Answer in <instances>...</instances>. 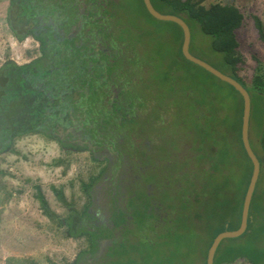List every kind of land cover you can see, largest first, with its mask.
I'll return each mask as SVG.
<instances>
[{
  "label": "trees",
  "instance_id": "1",
  "mask_svg": "<svg viewBox=\"0 0 264 264\" xmlns=\"http://www.w3.org/2000/svg\"><path fill=\"white\" fill-rule=\"evenodd\" d=\"M151 1L158 11L178 15L187 22L192 34L190 51L194 55L233 76L250 92V141L264 170V68L262 66L250 84L238 75L243 61L238 53L236 35L244 20L241 9L227 2L206 6L202 0ZM73 3L75 0H10L7 19L12 32L20 41L35 37L41 41L42 48L40 55L30 62L19 64L7 59L0 66V157L13 151L15 142L25 136L57 137L53 131H56V123L66 108L64 96L68 100L80 81L82 89L89 85L88 72L84 71L76 56L72 40H63L57 30L50 31L53 42L49 45L48 31L38 28L39 17L53 15L58 8L61 12L73 11L76 7L72 6ZM131 5L145 17L148 29L153 32L151 37L158 39L156 46L162 35L156 30L154 33V27L168 28L167 34L174 38L176 67L165 70L160 78L161 86L169 88L168 93L165 95L158 89V81L155 85L160 104L165 105L168 101L167 107L172 108L170 104L173 102L168 99L177 97L174 101L177 125L174 123L172 136L178 132L185 134L182 138L189 142L183 140L186 145L182 149L186 148L190 153L178 156L173 143L165 160L171 162L166 166L170 174L146 178V182L155 181L157 187L165 191L160 200L156 193L150 195L139 188L127 198L125 208L120 206L117 202L120 196L117 195L128 182L114 171L115 177L111 181L117 178L122 186L109 204L112 224L102 222L90 207L83 211L72 207L61 224L67 226L69 237L86 236L89 242V250L81 251L73 264L85 260L89 263V258L100 252L102 241H108L106 257L109 258L104 264H207V253L214 238L225 230L240 227L243 203L253 172L252 161L241 137L244 100L232 85L184 57L180 25L154 18L143 0H131ZM255 20L264 40L263 23L259 17ZM147 47L150 44L147 43ZM187 104L189 112L185 111ZM189 117L192 124L187 126ZM229 165L239 168V195ZM102 175L103 170L85 184L92 203L95 201L93 188ZM259 182L251 203L247 231L238 238L224 240L217 250L214 264H232L239 259H246L250 264H264V246L257 244L253 249L242 244L244 237L250 235L249 230L256 232L258 237L262 236V214L256 222L252 215ZM140 183L138 180L132 186ZM113 191L112 187L106 190L103 199L110 202L109 194ZM39 198L44 211L50 212L45 196L40 193ZM166 212L168 216H164ZM129 217L133 219L132 226L128 224ZM198 227H204L209 235L197 252L193 251L188 232L194 230L196 233ZM118 229L121 235H117Z\"/></svg>",
  "mask_w": 264,
  "mask_h": 264
},
{
  "label": "rangeland",
  "instance_id": "2",
  "mask_svg": "<svg viewBox=\"0 0 264 264\" xmlns=\"http://www.w3.org/2000/svg\"><path fill=\"white\" fill-rule=\"evenodd\" d=\"M217 2L236 4L244 14L243 23L236 30L239 42L238 53L243 59L238 75L247 84H250L262 66L264 68V40L261 38L255 20V17H259L264 27V0H202L206 6ZM132 18L129 16L128 20H132ZM155 30L160 33L159 35H162L163 43L160 40L159 45L156 46L158 39L151 37L153 32L147 28V43L150 44V47H147V58H145L146 62L149 61L147 74L149 73L159 82L158 89L161 92L163 90L166 95L169 88L165 85L161 86L160 78L165 70L176 67L174 38L169 37L167 34L169 29L166 27H162V29L154 27V33ZM28 47V56L37 58L40 55L38 46L33 40ZM176 98V96H172L168 99L172 100L173 103L170 105L173 108ZM170 110V107H166L164 112L177 125L176 113L175 111L170 112ZM185 111L189 112V104ZM191 124L189 117L186 120V125ZM177 134L172 137V141L176 144L178 156L180 153L189 154L190 150L182 149L186 145L183 140L187 142L189 140L182 138V135L185 134L180 132ZM153 162L154 160L146 159L142 162H128L124 169L118 172L128 182L117 195L120 196L117 201L120 206L125 208L127 198L131 197L133 191L139 188L147 193L156 192L157 195V189H160L157 187V183H154L152 188L143 183L132 186V183L138 181L145 172L146 174L152 173ZM104 165V162L94 159L90 153L67 150L56 139L44 135L31 134L18 139L14 144L13 151L4 153L0 157V264H73L81 251L89 250L90 246L86 236L69 237L67 226L62 225L61 221L68 216L72 207L78 211L90 207V210L99 214L102 219H105L106 215L110 216V202L105 200L106 198L103 199L106 185H103L102 182L106 176L111 179L115 175L106 173L97 181L92 191L95 196L93 203L92 198L85 191V184L90 183L92 177L98 176ZM128 167L130 170H127ZM156 168L165 170L164 174H170L165 169L163 162ZM230 172L236 187V194L239 195V168L231 167ZM259 181V191L254 201L252 215L256 222L259 221L258 217L262 214V236L258 237L256 232L249 230L250 235L242 240L243 245L251 246L253 249L257 244L264 246L263 169ZM109 191L111 192V189ZM158 192L160 194V191ZM40 193L45 196L50 212H45L42 208ZM167 214L166 212L164 216L169 215ZM132 220V217L128 218L129 225ZM203 228L198 227L196 233L194 230L188 232L189 240H192L193 251H200L203 243L208 239L209 233ZM199 231H201L202 238H199L201 236ZM120 233L121 231L118 229L117 235H121ZM107 244L108 241H102L100 252L96 254V257L89 258V263L85 260L80 264H104L105 260L109 258L106 257ZM197 258H199L198 255ZM232 264H250V262L246 259H239Z\"/></svg>",
  "mask_w": 264,
  "mask_h": 264
},
{
  "label": "flooded vegetation",
  "instance_id": "3",
  "mask_svg": "<svg viewBox=\"0 0 264 264\" xmlns=\"http://www.w3.org/2000/svg\"><path fill=\"white\" fill-rule=\"evenodd\" d=\"M72 6H76L73 11L61 12L58 8L53 15L39 17L38 28L48 31L49 45L53 42L50 34L55 30L63 40H72L89 80L84 89L78 82L68 100L64 96L66 108L53 131L57 137L50 138L67 150L88 152L101 160L105 163L104 174L118 173L128 162L154 160L152 173L145 172L139 179L152 188L155 181L146 182V178L164 174L165 170L156 167L166 162L167 153L173 148L175 126L164 112L167 104L158 100L156 79L147 74L146 19L132 8L131 0H75ZM129 16L132 20H128ZM31 38L41 52V41ZM174 111L172 107L170 112ZM170 164L165 163L168 172L166 166ZM117 181L106 176L102 182L106 185L104 195L110 187L114 188L109 194L110 203L122 186ZM164 192L157 189V197ZM96 215L109 225L113 222L112 212L105 219Z\"/></svg>",
  "mask_w": 264,
  "mask_h": 264
},
{
  "label": "water",
  "instance_id": "4",
  "mask_svg": "<svg viewBox=\"0 0 264 264\" xmlns=\"http://www.w3.org/2000/svg\"><path fill=\"white\" fill-rule=\"evenodd\" d=\"M143 1L145 3V6L148 12L154 18L160 21L174 22L181 26L183 30V37H184L183 43H182V53L187 60L204 68L205 70H207L208 72H210L211 74L219 78L221 81H224L232 85L242 95L243 100H244L241 137H242V141L246 149V152L252 161L253 172H252V176H251L248 189L245 195L244 203H243L240 227L238 229L225 230L219 233L214 238V241L208 250L207 264H214L215 256H216L217 250L219 246L221 245V243L226 239L238 238L247 231L249 218H250L251 203H252L256 188H257V184L261 176L262 164H261L259 157L255 153L251 145V141H250V121H251V114H252V98H251L250 92L239 80H237L236 78H234L233 76L227 73L222 72L221 70L216 68L211 63L207 62L204 59H201L200 57H197L190 51V44H191V37H192L191 29L189 25L187 24V22L182 17L175 15V14H165V13L158 11L154 7L151 0H143Z\"/></svg>",
  "mask_w": 264,
  "mask_h": 264
},
{
  "label": "crops",
  "instance_id": "5",
  "mask_svg": "<svg viewBox=\"0 0 264 264\" xmlns=\"http://www.w3.org/2000/svg\"><path fill=\"white\" fill-rule=\"evenodd\" d=\"M9 4L10 0H0V66L7 59H13L22 64L35 58V56H28V46L33 39L27 37L22 41L18 40L9 26L7 19Z\"/></svg>",
  "mask_w": 264,
  "mask_h": 264
}]
</instances>
